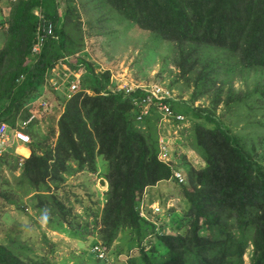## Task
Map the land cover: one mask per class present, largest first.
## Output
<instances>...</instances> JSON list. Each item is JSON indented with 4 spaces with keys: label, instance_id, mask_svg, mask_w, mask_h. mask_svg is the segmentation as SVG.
<instances>
[{
    "label": "trees",
    "instance_id": "trees-1",
    "mask_svg": "<svg viewBox=\"0 0 264 264\" xmlns=\"http://www.w3.org/2000/svg\"><path fill=\"white\" fill-rule=\"evenodd\" d=\"M70 1L62 10L59 0H0V120L13 125L31 115L25 104L60 60L84 69L78 90L58 98L55 141L46 146L29 133L30 152L21 167L8 153L0 165L12 162L19 180L39 198L37 206L51 205L70 227L74 217L59 185L73 170L96 173L101 156L107 187L96 218L98 236L108 250L119 232L128 230L137 252L128 264H243L249 246L248 264H264V0H104L136 28L170 42L175 80L191 87L188 99L179 94L173 104L183 115L177 129L186 150L200 157L191 161L185 151L176 154L178 167L185 164V184L171 181V167L157 158L156 111L135 119L131 98L144 93L111 92L109 71L95 72L82 58L64 59L82 47L79 13ZM34 10L53 24V35L36 56L30 53ZM200 100L207 105L194 106ZM231 118L236 123L225 122ZM231 124L241 126L233 130ZM165 180L186 206L182 219L173 217V231L156 234L137 206L147 188ZM0 198L14 201L6 193ZM155 241L165 248L163 254H156ZM0 264L49 262L2 241Z\"/></svg>",
    "mask_w": 264,
    "mask_h": 264
},
{
    "label": "rangeland",
    "instance_id": "rangeland-1",
    "mask_svg": "<svg viewBox=\"0 0 264 264\" xmlns=\"http://www.w3.org/2000/svg\"><path fill=\"white\" fill-rule=\"evenodd\" d=\"M59 1L60 9L64 10L66 0ZM70 5L76 7L79 13L78 20L82 38L80 46L82 47L75 49L76 52L67 58L69 62L82 58L92 65L95 72L109 71V82L110 78L115 76L126 82H139L143 85L162 83L174 89L175 93L183 95L182 98H189L191 87L186 86L182 80H178V82L175 80L177 70L171 65L172 45L170 42L136 28L135 24L111 9L104 0H72ZM3 15V12L0 11V21L4 20ZM2 42L3 32L0 27V46ZM60 63L54 72L55 76L59 75V78H62L64 75L75 73L79 77H73L75 80L78 78V87H80L84 75L83 66L72 69L63 60H60ZM65 65L68 70L63 68ZM51 77L50 75L49 78ZM257 79L261 80L262 78ZM56 82L58 90L41 89L46 102L45 106H37L39 101L37 95L40 92L33 97L31 103L29 101L25 104V108H29L36 115L35 120L28 128V133H34L36 137L34 139L41 143L44 142L46 146L51 145L57 135L56 121L61 112L58 98L67 97L63 94L64 90L60 89L62 81L56 80ZM235 87H241V83L236 81ZM85 91L90 92L89 90ZM200 104L207 105V101H196L194 106ZM225 122L236 123V120L234 118L225 119ZM163 123L167 125L169 122ZM160 124L157 119L155 126L157 132L160 127L164 126L162 122ZM170 124V126L167 125V130L172 126V123ZM231 125L233 130L241 126V124ZM178 129L176 130L178 131ZM177 131L171 132L174 138L167 136L174 140V155L168 166L177 170L181 168L184 172L185 164L178 167L181 162H178L176 152L185 151L187 158L191 161H193L194 155L197 161L200 160V157L189 149L186 150L180 132ZM192 138L193 136H190V139ZM185 140H188V136ZM187 146L192 147L189 143ZM37 151L41 152L42 149ZM10 164L2 163L0 165V193H6L14 200L12 204H6L0 198V242L10 243L23 254L45 258L49 264H100L97 263L98 260L91 251V245L96 241L100 242L96 218L99 217L104 202L103 193L106 189V180L102 178V175L106 170V161L101 156L96 158V173L73 170L71 174L69 172L64 175V182L59 185L58 191L59 194L65 193L68 206L71 207L74 219L71 218L73 224L70 227L55 214L51 205L37 206L39 198L34 196V192L29 191L26 183L19 180L20 170L17 168L15 170ZM70 164L73 168L75 167L73 162ZM101 180H105V183L102 184ZM169 182L166 184L163 182L160 186L169 187V194L177 197L174 200V208L178 211L173 217L180 220L182 219V209L186 203L177 196V192L173 189V183ZM158 191L154 188H147L142 198L147 200L149 197V201H156V207L161 208L160 203L164 198L161 195L162 192ZM141 201L144 203L143 200ZM170 203L172 205H169ZM168 205V207H172V201H169ZM135 243L134 237L128 230H121L112 243V245H116L115 248L108 249L112 264L121 254H126L127 260L131 255L135 256L137 253ZM153 248L157 255L165 252V248L158 241L153 243ZM245 256L248 260V252Z\"/></svg>",
    "mask_w": 264,
    "mask_h": 264
},
{
    "label": "built area",
    "instance_id": "built-area-1",
    "mask_svg": "<svg viewBox=\"0 0 264 264\" xmlns=\"http://www.w3.org/2000/svg\"><path fill=\"white\" fill-rule=\"evenodd\" d=\"M7 1H15V0H7ZM34 15L37 19L36 30L34 33L33 43L30 48V53L33 56H36L40 53L41 47L44 41L53 35V24L52 22L48 21L44 14L41 13L39 10H34ZM64 59H67L65 57ZM60 61L47 73L45 77V82L42 85V90L46 88H50L52 90H58L59 87L57 86L56 80L62 81L61 88L63 94L65 96H70L76 90H78V78L75 80L74 77H79L75 73H70L67 76L64 75L62 78H59V75L55 76V70L57 65H60ZM65 70H68L67 66L63 67ZM50 75L52 76L51 78ZM55 76V78H53ZM74 76V77H73ZM56 79V80H55ZM108 89L111 92H120L125 96L129 93L134 92L136 89H140L144 95L139 97L137 95H133L131 98L132 109L134 110L135 119L142 120L145 116L150 114L151 109L153 108L157 115H158V124L162 122L164 126L160 127L158 130V137L157 146H158V153L157 158L166 163L167 165L170 164L171 159H173V144L174 136L172 137L171 132L177 131L176 129L180 127L178 125L179 122H182L183 115L179 112H175L173 109V104L177 103L180 99L178 98L179 94L175 93L174 89L170 88L168 85H163L162 83L153 84V85H143L139 82H126L117 77L110 78V85ZM42 90L37 95L38 103L37 106L42 107L46 105L45 100L42 96ZM101 94L106 95L105 92H101ZM175 94V95H174ZM183 96V95H182ZM36 97V98H37ZM184 99V98H182ZM32 101V100H31ZM30 101V103H31ZM29 103V104H30ZM36 115L32 113L27 118H16L14 124L11 125L6 121L0 120V157L4 153H8L12 157L13 163L21 167L24 158L30 152L29 144L31 143V136L28 133V128L35 120ZM169 122L167 125H171L169 130H167L166 123ZM171 130V131H170ZM176 134V132H174ZM166 135V136H164ZM167 136H171L169 138ZM175 154H179L176 152ZM170 180L176 181L178 184H185L187 179L186 175L180 168L177 170L176 168L171 167V175ZM141 200L144 201L142 198ZM140 200V201H141ZM139 201V202H140ZM139 210L138 213L140 217L148 220L151 224L155 227L156 234L167 233V226H165V230H163L159 223H157L154 219V215L157 214L160 210L154 204H145L141 203L138 204ZM137 206V209H138ZM152 207V208H151ZM146 208V209H145ZM149 211V212H148ZM1 212V209H0ZM154 233L148 234L147 238H150ZM251 246L248 247L247 251L243 254V264H248L247 257L245 256L247 252L250 250ZM91 251L95 258L100 261V264H112V259L109 256L108 250L102 245L101 242H94L91 245ZM246 257V258H245Z\"/></svg>",
    "mask_w": 264,
    "mask_h": 264
},
{
    "label": "crops",
    "instance_id": "crops-1",
    "mask_svg": "<svg viewBox=\"0 0 264 264\" xmlns=\"http://www.w3.org/2000/svg\"><path fill=\"white\" fill-rule=\"evenodd\" d=\"M179 152V151H178ZM172 181V180H171ZM104 182H105V180H104ZM165 184L166 183H168L169 181H167V180H165V181H163ZM163 182H159L158 184H156L155 186H152L151 188H154V189H157V190H159L158 192L160 193V192H162V196H163V201H164V203L163 204H160L161 205V208H158V210H160L159 211V213H157L155 216H154V219L157 221V223H159L160 224V226H161V228L163 229V230H165V226H167L166 224H165V222L166 223H168V225L169 226H167V231H173V228H172V226L173 225H175V222H174V220H173V216L177 213V209H175L174 208V200L175 199H177V197L176 196H173V194L171 195V194H169V191H170V189H169V187H166L165 185L164 186H160ZM170 183V182H169ZM106 187H107V184H106ZM106 190V189H105ZM104 190V191H105ZM165 192V193H164ZM146 193V192H145ZM150 199H149V197H148V199L147 200H145L144 199V203L145 204H157V202L156 201H149ZM169 201H172V203H173V206L172 207H168V203H169ZM156 206V205H155ZM171 211V212H170ZM168 233V232H167ZM115 244H113V245H111L108 249H113V248H115ZM122 255V254H121ZM121 255H119L118 257H117V259H115V261H114V264H126L127 262H126V260H127V256H126V254H123L122 256ZM124 258H126L125 260H124ZM100 261H97V263H99Z\"/></svg>",
    "mask_w": 264,
    "mask_h": 264
},
{
    "label": "water",
    "instance_id": "water-1",
    "mask_svg": "<svg viewBox=\"0 0 264 264\" xmlns=\"http://www.w3.org/2000/svg\"><path fill=\"white\" fill-rule=\"evenodd\" d=\"M102 184L105 183L104 180H101Z\"/></svg>",
    "mask_w": 264,
    "mask_h": 264
},
{
    "label": "bare ground",
    "instance_id": "bare-ground-1",
    "mask_svg": "<svg viewBox=\"0 0 264 264\" xmlns=\"http://www.w3.org/2000/svg\"><path fill=\"white\" fill-rule=\"evenodd\" d=\"M169 205H172V204L170 203ZM169 205H168V206H169Z\"/></svg>",
    "mask_w": 264,
    "mask_h": 264
}]
</instances>
